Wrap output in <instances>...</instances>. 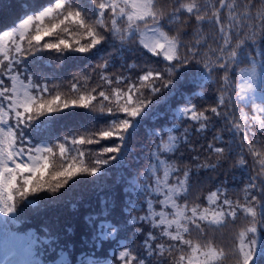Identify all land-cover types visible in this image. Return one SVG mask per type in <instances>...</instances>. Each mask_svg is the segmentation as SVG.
I'll return each mask as SVG.
<instances>
[{
  "label": "trees",
  "instance_id": "obj_1",
  "mask_svg": "<svg viewBox=\"0 0 264 264\" xmlns=\"http://www.w3.org/2000/svg\"><path fill=\"white\" fill-rule=\"evenodd\" d=\"M240 1L248 11L238 20V24H243L242 30L235 22L227 28L232 22L229 18L236 9L233 0H224L223 4L220 0H152L154 10L163 14L162 30L177 38L179 53L184 55L191 51L198 55L177 67L172 84L159 93L151 94L148 89H143L152 103L128 130L120 159L106 165L103 172L95 177L77 175L56 194L43 191L30 193L23 199L17 196L16 211L9 216L0 214V235L25 237L24 243L32 254L30 257L34 264H87L89 258L94 264H123L119 260L122 251L141 257L146 255L142 241L151 231L159 237L156 243L163 244L165 250L148 258L147 264H173V260L182 253L169 252L168 247L172 244H176L177 248L182 246L162 236L159 229L152 227L151 221L143 224L132 222L133 217L148 214L146 204L149 193L144 190L146 181L140 178L141 175L147 173V183L150 184L153 165L161 177L163 174V167L150 155L153 145L158 142L157 130L165 139L168 135L178 137L174 154H167V160L170 166L189 172L187 192L177 201L181 206L187 205L189 215L192 207L198 208V215L207 208L211 220L212 213L228 210L222 204L225 198L232 201L233 206L241 207L251 203V197H256L257 204L261 205V208L257 207L258 218L260 212L264 216V192L261 191L264 188V168L259 162L264 159V113L253 107H264V0ZM55 2L0 0V35ZM96 2L73 0L90 22L99 19ZM119 3L125 7L126 14L132 12L130 4L124 5L123 0ZM188 4L195 5L192 13L184 8L176 12L180 5ZM198 15L204 19L197 20ZM113 19L120 31L115 35L105 32L107 39L88 53L43 50L26 54L23 71L17 81L18 91L22 94L31 80L32 85H46L50 89L49 93L41 95L58 93L62 98L70 99L91 92L93 87L97 100H100L97 92L109 90L107 82L101 79L102 75L113 81L123 78L124 82L119 87L126 90L129 84L139 87L140 76L153 69L161 71L172 63L153 56L142 47L139 43L141 30H144L142 23L130 26L126 15L113 17L111 12L105 13L104 20L108 25ZM225 35L229 38L228 45L224 44ZM67 38H79L81 43L87 41L86 36ZM56 39L55 36L46 37L41 43ZM24 47H27V41ZM221 48H226L227 52L235 51L236 56L231 60L220 51ZM11 55L16 54L12 52ZM221 56L223 59H220ZM105 62L108 67L102 71L98 66ZM221 63H226L227 67L221 68ZM152 79L155 80V72ZM156 83L159 86L163 81L157 80ZM5 84L11 87L7 78ZM73 84L77 85L76 89H73ZM116 86L113 83L112 87ZM241 86L245 89L242 95ZM221 97L227 107L219 104ZM93 103L95 111L72 107L38 117L29 127L22 129L23 138L34 146L54 147L55 155L50 159L58 168L65 162L59 155V143H65L66 148L71 150L70 155H76L75 149L80 146L71 144L74 137L79 139L81 135L106 127L112 120L123 118V114L112 116L106 111L101 113L99 103ZM192 105L198 112L206 111L211 117L204 121L206 127L203 130H198L196 122L181 114L184 107ZM211 107H217L225 115H213ZM233 124L245 127L247 140H243V134L238 131H229ZM185 128H188L186 136ZM66 136L68 141L64 140ZM116 143L115 139L102 140L99 144L80 148L86 153L85 164L91 165L89 150L96 152ZM210 143L214 147H230L231 150L225 156H218L214 149L209 150ZM249 146L259 153L256 159H253ZM240 159L245 163L240 164ZM198 164L201 165L199 169L196 167ZM179 177L185 178L183 171ZM169 183H175V175ZM214 191H219L217 204L207 199ZM162 198L153 197L154 211L165 210L157 202ZM250 219L239 210L236 217L226 216L217 224L200 221L197 217L195 222L187 224L189 232L185 239L191 240L194 245L211 244L222 253L213 264H235L233 253L239 246L238 233ZM138 227L142 229L140 233L136 231ZM104 233L111 235L104 238ZM258 236L264 244V226L260 227Z\"/></svg>",
  "mask_w": 264,
  "mask_h": 264
},
{
  "label": "snow or ice",
  "instance_id": "obj_2",
  "mask_svg": "<svg viewBox=\"0 0 264 264\" xmlns=\"http://www.w3.org/2000/svg\"><path fill=\"white\" fill-rule=\"evenodd\" d=\"M220 2L223 4L224 0H220ZM123 3L124 5L130 4L132 9L130 14H126L125 7L120 5L119 0H97L96 8L99 19L90 22L83 14V10L73 3V0H56L53 5L46 7L38 14L22 19L18 27L4 31L0 35V56H2V61H0V65H2L0 66V214L9 216L16 211L15 199L17 196L23 199L30 193L43 191L56 194L77 175L87 174L95 177L103 172L106 165L120 159L128 130L133 127L136 118L145 113V109L152 103V100L144 94L143 89H148L151 94L159 93L162 88L172 84L177 67L183 66L198 55L191 51L184 55L179 53L177 38L162 30L163 14L154 10L152 0H123ZM181 8L192 13L195 5H180L176 12H179ZM106 12H111L113 17L126 15L130 26L134 23H142L144 31L140 33L139 43L153 56L162 57L164 61L172 63L161 71L153 69L146 75L140 76V86L129 84L126 86V90L119 87L124 82L123 78L113 81L102 75L101 79L107 82L109 90L98 92L100 100H97V95L94 94L96 89L85 94H78L70 99L62 98L58 93L50 96L41 95V93H49L50 89L46 85L43 87L32 85L31 80L29 81L30 86L22 94L18 91L17 81L23 71V58L26 54L43 50L88 53L107 39L105 32L111 35L119 32L120 29L117 27L115 19L112 20L111 25L105 22ZM196 19L202 20L204 17L198 15ZM147 31L153 33L149 39L145 38ZM53 36L57 37L55 41L41 43L45 41L46 37ZM68 36L81 38L86 36L87 41L81 43L79 38L70 40L67 38ZM223 39L224 44L228 45V36L225 35ZM25 41H27V47H24ZM220 51L226 53L231 60L236 56L235 51L227 52L226 48H221ZM12 52L16 55H11ZM220 59H223V56ZM205 66L207 67V65ZM98 67L103 71L108 67V63L105 62ZM220 67L226 68L227 64L221 63ZM153 72H155V80L152 79ZM5 78L11 82V87L5 84ZM157 80L163 81V83L158 86ZM113 83L117 86L112 87ZM72 87L76 89L77 85L73 84ZM244 90V86H241L240 95ZM94 101L100 105L99 112L106 111L112 116L123 114V118L112 120L106 127L81 135L79 139L74 137L71 140L73 146L79 145L80 148L85 145L99 144L102 140L115 139L118 141L113 147H104L96 152L89 150L90 166L85 164L86 153L84 151L76 148V155H70L71 150L66 148L65 143L62 142L58 144V149L60 157L64 158L65 162L57 168L50 159L52 155H55L54 147L34 146L23 138L22 129L29 127L38 117L72 107L91 108L95 111L97 109ZM219 104L227 107L223 97L219 99ZM253 107L256 111L264 113V107L255 105ZM210 112L217 117L225 115L217 107H211ZM181 114L189 121L196 122L199 125L198 130L205 129L204 121L211 119L206 111L198 112L194 105L184 107ZM227 115L230 116L231 113H227ZM233 130L243 134L242 139L247 140V132L243 125H230L229 131ZM184 133L186 136L188 128L184 129ZM156 135L158 142L153 145L150 155L153 161L163 167V174L161 177L153 165L150 184L147 183V173L141 175L140 178L146 181L144 190L149 193L146 204L148 214L133 217L132 222L143 224L146 221H151L152 227L159 229L162 236L168 237L171 241L182 246L177 248L176 244L169 245V252L179 251L182 253L178 259L173 260V264H213L222 253L218 252L211 244L194 245L191 240L185 239V235L189 232L187 224L195 222L197 217L200 221H208L213 224L221 223L226 216L236 217L239 210L251 219L242 225V230L238 233L239 246L233 253L235 264H261V261H264V244L261 243L258 233L260 227L264 226V216L260 212L258 218L257 207L261 208V205L257 204V198L251 197V203H246L241 207L233 206V202L225 198L222 204L228 210L212 213L211 220H209L207 208L198 215V208L192 207L189 215L187 205L181 206L177 202L187 192L186 181L189 172L178 166H170L167 160V154H174L178 137L168 135L165 139L160 130L156 131ZM214 139L220 138L215 137ZM64 140L68 141V137H64ZM208 148L209 150L214 149L218 156H225L231 150L230 147H214L211 143ZM249 151L252 152L253 159L259 156V153L255 152L251 146H249ZM194 159L198 158L194 157ZM259 162L261 168H264V159H260ZM239 163L244 164L245 161L240 159ZM196 167L199 169L201 165L198 164ZM204 167H208V165H204ZM181 171H183L184 179L179 177ZM173 175H175V183L170 184L169 180ZM250 187H255V185ZM261 191L264 192V188ZM218 195L219 191L212 192L207 198L208 202L217 204L219 202ZM161 196L163 198L158 199L157 202L165 210L154 211L153 197ZM169 209L170 211H168ZM169 216L172 218L170 219ZM136 231L140 233L142 229L138 227ZM11 235L13 239H18L15 234ZM107 235H111V233H104V238ZM158 238L149 231L142 241L146 252L145 256L141 257L132 255L128 251H122L119 253V260L123 264H147L148 258L163 253L165 250L163 244L156 243ZM184 246L190 252L185 251ZM87 264H94V262L89 258Z\"/></svg>",
  "mask_w": 264,
  "mask_h": 264
},
{
  "label": "rangeland",
  "instance_id": "obj_3",
  "mask_svg": "<svg viewBox=\"0 0 264 264\" xmlns=\"http://www.w3.org/2000/svg\"><path fill=\"white\" fill-rule=\"evenodd\" d=\"M233 1L235 2L234 5L236 9L233 10V15L229 18V20H232V22L228 24L227 28H229V26L233 22H235V24H237V28L239 30H242L243 24L241 23L238 24V20L239 18L240 19L242 18L243 14L248 13L246 8L247 6L243 5L240 0H233ZM152 36L153 33L151 31H147L145 33L146 39H149ZM92 89L93 87L90 88V90ZM0 264H31L27 256L26 249L22 247L21 238L18 239L4 238V237L0 238Z\"/></svg>",
  "mask_w": 264,
  "mask_h": 264
}]
</instances>
